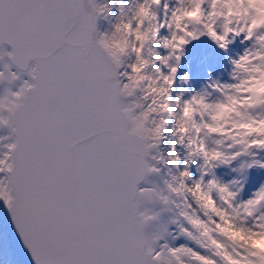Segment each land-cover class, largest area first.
<instances>
[{
  "label": "clouds",
  "instance_id": "obj_1",
  "mask_svg": "<svg viewBox=\"0 0 264 264\" xmlns=\"http://www.w3.org/2000/svg\"><path fill=\"white\" fill-rule=\"evenodd\" d=\"M96 5L98 18L107 21L97 32V47L114 68L129 132L146 147L148 161L166 170L159 190L176 221L167 244L185 241L169 246L174 252L157 247L152 258L160 264H264V182L248 199L239 195L251 170L264 171V0ZM201 38L227 57V80L209 74L193 89L190 66L180 68L186 48ZM238 40L242 52L228 55ZM6 63L0 127L8 130V118L33 85L28 74L6 69ZM12 143L3 145L5 165L12 163ZM221 168L231 180L217 177Z\"/></svg>",
  "mask_w": 264,
  "mask_h": 264
},
{
  "label": "snow or ice",
  "instance_id": "obj_2",
  "mask_svg": "<svg viewBox=\"0 0 264 264\" xmlns=\"http://www.w3.org/2000/svg\"><path fill=\"white\" fill-rule=\"evenodd\" d=\"M97 11L95 0H0V46L11 47L0 61L33 85L8 118L14 151L10 165L0 158V205L33 264H160L157 247L174 252L158 245L166 225L150 231L169 200L138 187L157 169L122 114Z\"/></svg>",
  "mask_w": 264,
  "mask_h": 264
},
{
  "label": "rangeland",
  "instance_id": "obj_3",
  "mask_svg": "<svg viewBox=\"0 0 264 264\" xmlns=\"http://www.w3.org/2000/svg\"><path fill=\"white\" fill-rule=\"evenodd\" d=\"M100 1L101 0H96L97 3H99ZM106 27H107V21L103 22L102 27L100 26V32H103ZM204 42H207V41H204ZM4 51H8V50L7 49H4ZM6 62H8L6 57H5V59L3 61H0V70H2L3 64L6 63ZM10 70L16 71L13 67ZM24 78H26V77H24ZM2 93H3V85H0V94H2ZM6 136H8V130L7 129H4L3 127H0V152H1V155H2V153L4 151L3 145L5 143H7V142H10V140L4 139V137H6ZM161 148H162V151L164 153H166L167 150H168V145L167 144H164V145L161 146ZM148 162L150 164H155L154 161H148ZM155 167L159 170L158 173L150 174V180L148 182H146L142 186V189H144V188H156V189L163 188V181H164V179H166V176H165V171L166 170L164 168H162L159 164H155ZM194 175H195V173H194ZM216 175H217L218 178H220L218 176L217 172H216ZM149 207H151L154 211H159L160 210V205L159 204H157V205H150ZM170 219H171L170 213L163 212L161 214V217H160L159 221L152 226V228L150 229V231L155 232L159 228H161L162 226H165V225L167 226L168 223H169V221H170ZM6 222L8 223L7 220H6ZM10 234H12V233L9 232V235ZM170 237H171V234H170V231H169V229L167 227V236H166L165 239L161 240V243H169L170 242ZM172 238H173V236H172ZM184 243L185 242H177L176 245H180V244H184ZM169 246H173V245L170 243Z\"/></svg>",
  "mask_w": 264,
  "mask_h": 264
},
{
  "label": "bare ground",
  "instance_id": "obj_4",
  "mask_svg": "<svg viewBox=\"0 0 264 264\" xmlns=\"http://www.w3.org/2000/svg\"><path fill=\"white\" fill-rule=\"evenodd\" d=\"M204 41H206V40L204 38H201V40L198 43H203ZM195 43L196 42H193L192 45H194ZM195 50H197V48L193 47L192 52ZM242 50H243V46L239 43V40H238L234 45L229 47L228 55H233L234 53H240V52H242ZM222 55L224 57V58H222L224 61L223 62L224 69H222V72L217 70L215 67H211L210 65L209 66L211 67L210 68V71H211L210 74H211L212 78H219V79H221V81H225V80H227V70H228L227 57L225 56L224 53H222L220 51L217 54V57H221ZM200 74H202V72L199 73V75ZM205 76H207V80H208L209 76L207 74H205ZM194 79H195V76L192 77V88L193 89H194ZM220 170L222 171V173L220 172ZM217 171H218L219 176H228V175L232 176V174L226 173L222 169H219ZM0 238H1V241H0V257L6 256L7 252L9 254H12L13 256H16L14 246H13L12 234L9 235V232L7 231V229L4 231L2 230V232H0Z\"/></svg>",
  "mask_w": 264,
  "mask_h": 264
},
{
  "label": "water",
  "instance_id": "obj_5",
  "mask_svg": "<svg viewBox=\"0 0 264 264\" xmlns=\"http://www.w3.org/2000/svg\"><path fill=\"white\" fill-rule=\"evenodd\" d=\"M17 241H18V247H19V250H20V253L23 257L25 258H31V256L29 255V253L23 248V246L20 244L18 238H17ZM22 247V249H21Z\"/></svg>",
  "mask_w": 264,
  "mask_h": 264
}]
</instances>
